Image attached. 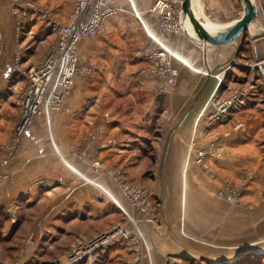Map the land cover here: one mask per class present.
Here are the masks:
<instances>
[{"label": "crops", "instance_id": "crops-1", "mask_svg": "<svg viewBox=\"0 0 264 264\" xmlns=\"http://www.w3.org/2000/svg\"><path fill=\"white\" fill-rule=\"evenodd\" d=\"M29 1L60 25L69 21L75 4L20 0L13 15L10 0H0V146L16 118L8 76L16 67L40 65L56 40L26 6ZM155 1L112 0L115 14L104 21L102 34L76 44L79 63L96 71L78 75L61 110L32 120L18 154L0 164V217L12 224L10 237L19 234L12 264L64 263L72 242L89 241L113 226L126 229L130 240L101 251L95 264L264 263V101L252 93L226 121L208 124L216 69L234 52L225 49L230 44L201 45L184 28L160 32L159 17L151 11ZM255 23L243 39L247 36L252 56L260 58L264 79V29ZM153 39L179 59L171 60L175 81L163 98L152 93L153 65L144 55L155 47ZM39 42L48 44L33 63ZM115 101L121 102L117 108ZM244 110L252 116L235 117ZM104 115L109 125L98 128ZM111 139L121 145L109 154H123L127 163L152 151L164 159L162 173L170 175L157 182L155 192L143 182L149 193L143 204L134 205L126 186L77 156L99 155V143ZM210 144L221 157L207 152ZM203 152L208 172L197 164ZM133 171L126 167L130 186L136 185ZM247 171L255 178L247 183L242 206H231L219 193L228 183H240Z\"/></svg>", "mask_w": 264, "mask_h": 264}, {"label": "built area", "instance_id": "built-area-1", "mask_svg": "<svg viewBox=\"0 0 264 264\" xmlns=\"http://www.w3.org/2000/svg\"><path fill=\"white\" fill-rule=\"evenodd\" d=\"M11 12L18 13L20 0H10ZM180 0H156L151 11L158 15L157 29L160 32L181 31ZM257 9L260 25L264 29V0H252ZM33 10L41 21L46 22L56 33L55 43L45 52L40 65L29 67L25 70L16 67L8 76L7 85L17 99L16 106L19 115L14 126L17 137L13 144V152L18 149L19 137L26 125L34 117H48L51 111H59L62 100L68 93L72 81L84 72L94 73L96 68L92 65L80 64L76 52V44L87 37L101 35L104 21L115 14L112 0H75L74 10L69 21L60 25L52 20L47 10H38L30 1L25 3ZM155 47L146 50L144 55L153 65L152 72L156 76V96L162 98L174 84L175 71L171 67L172 59H179L167 51L160 41L153 39ZM2 54L0 40V56ZM227 71V70H226ZM217 86L206 106L212 109L208 117V124L226 121L236 109L244 106L251 98L245 91L230 90L223 99L217 97V92L223 83L222 73L215 76ZM18 151V150H17ZM208 151L215 157H221L216 152L214 145L208 146ZM4 149L0 155H5ZM204 152L197 160L205 171H208L204 162ZM255 178L253 172H244L240 183L235 186L228 183L221 190V195L231 204H240L241 197L245 194L247 183ZM134 205H140L141 198L128 196ZM130 240L126 229L113 226L96 235L89 241L75 240L64 254L65 262L54 261V264H95L101 251L114 247L120 242ZM137 240V239H135Z\"/></svg>", "mask_w": 264, "mask_h": 264}, {"label": "rangeland", "instance_id": "rangeland-1", "mask_svg": "<svg viewBox=\"0 0 264 264\" xmlns=\"http://www.w3.org/2000/svg\"><path fill=\"white\" fill-rule=\"evenodd\" d=\"M196 2H197V6H198L203 22L213 23V24H217L221 26H229L230 24L238 20L242 15V6L239 0H196ZM255 24H257L256 25L257 29L258 27L260 28V25H258L260 24V21L257 20ZM181 28L182 29L184 28L182 24H181ZM258 38L261 39L263 37H258ZM246 39H247V36H245L244 39L242 38L238 42L234 44H230V46L225 48V49L233 50L234 57L233 58L229 57L228 59L224 61V63L222 62L221 65L218 66L216 69L217 75L220 72L221 73L225 72L224 75H222V78H223L222 90L223 91L221 94L217 93V97L219 99L225 98L230 90L231 91L237 90V91H245L246 93H249L250 95L253 93V95L255 96L253 97V99H255L257 102L261 103V101L262 102L264 101V79H263L262 73L260 72V69L262 67L260 65V58H257V56L255 57L252 56L251 51H250V45L248 44V42H246ZM47 44L48 43L39 42L36 44L37 46L34 45V51H33L34 55L32 58L33 63H35L37 55H40V53L43 52L44 49L47 47ZM83 65L89 66L88 64H83ZM92 74L93 73L84 72L80 76L91 77ZM153 75L155 78V84H154L152 93L155 97H157L156 96L157 80H156V76L154 73ZM66 97H67V94L64 97V99ZM64 99L62 100V102L64 101ZM90 101H87L85 104H90L91 102H93V101L91 102ZM14 103H15V111H16V118H15V123H14V126H15L16 120L19 115V108L16 106V103H17L16 97L14 98ZM113 104H115L117 108L119 105H121V102L115 101ZM249 107L251 106H248L247 108ZM59 109L61 110V105ZM260 109L261 108H259V110ZM259 110L257 111L260 114ZM51 112H58V111H51ZM245 112L246 110L241 111L235 117L241 118L245 116H252L251 112L249 111L248 113H245ZM39 117H45V116L42 115V116L34 117L30 120V122ZM101 121L102 122H100L99 125H97L99 126L98 128H101V127L105 128L106 126L109 125L108 123L110 122L109 117L105 115L102 116ZM30 122L26 125L23 133L19 137L18 149H16V151L13 152L14 153L13 155H12L13 144H14L15 139L17 138L14 134V128L12 130L11 135L7 137L5 142L0 146V150L4 149V151H6L5 155H0V164H4V165L8 164L18 154L21 148V141L23 139L24 133L26 129L28 128V125L30 124ZM119 145H121L120 141H117L115 139H111L107 141L103 140L101 141V143H99V153L101 152L103 153L99 155H94V156L85 155L83 153H80V155L78 154L77 156L81 160H83L84 164H87L92 169H97V171H100L103 168L102 174L106 176V178H109L110 176L108 174H111L112 175L110 177L111 179L127 187V193H129L128 194L129 196H131L132 198H138V199L141 198L140 203L143 204V201L146 200V198H148V195H149V193L147 192L148 193L147 194L145 192L146 190L143 188L144 187L143 182H145L146 189L148 191L150 188L151 192H155L157 182L160 179L165 180L168 174L170 175V173H168L166 170H164V172L162 173L161 167H163L162 163L164 159L159 153H156L155 151L148 152V154L145 156H141V155L133 156L131 164L127 163V159H124L125 157L123 154L117 155V156L110 155L109 152L112 149L118 148ZM207 152L211 153L208 150ZM125 162L127 164H125ZM66 165L69 167L68 163ZM126 167H135V171H133L131 174L135 176L136 182L134 180L132 182H135L136 185L130 186V182H127L128 179L125 177V173H128L126 172ZM201 168L203 169L202 166ZM144 169L146 170V173L144 172ZM205 172H208V171H205ZM39 183L40 181L35 183V185L37 186ZM231 184L237 186L239 182L231 183ZM138 185L139 186L141 185L142 189ZM222 189H224V187ZM219 197L227 201V199L223 197L221 193H219ZM228 204L234 207H241L242 200L240 199V204L238 205L231 204L230 202H228ZM0 224L3 228L4 235L10 234L9 227L12 226V224L7 220L6 216L4 215L2 216V219L0 220ZM17 239L19 240V234L16 233L15 235L11 236L10 241L0 244V264H12L11 260H12V257L15 255V252H13L14 251L13 246H14V242ZM45 260L47 259L45 258ZM51 264H54V262H51Z\"/></svg>", "mask_w": 264, "mask_h": 264}, {"label": "water", "instance_id": "water-1", "mask_svg": "<svg viewBox=\"0 0 264 264\" xmlns=\"http://www.w3.org/2000/svg\"><path fill=\"white\" fill-rule=\"evenodd\" d=\"M180 1V20L183 22L189 18L193 30L191 37L199 44L208 47L218 48L238 42L258 18L257 9L251 0H239L242 6L241 17L222 31H211L204 27L195 14L198 9L195 0Z\"/></svg>", "mask_w": 264, "mask_h": 264}, {"label": "bare ground", "instance_id": "bare-ground-1", "mask_svg": "<svg viewBox=\"0 0 264 264\" xmlns=\"http://www.w3.org/2000/svg\"><path fill=\"white\" fill-rule=\"evenodd\" d=\"M196 4H197V2H196ZM195 7H196V5H195ZM195 14L197 15L198 18H200L202 24L208 30H211V31H222V30H224L225 28L228 27V26H221V25H217V24H213V23L203 22L202 21V18H201V14H200V12H199L198 9L196 10ZM183 27H184V30L187 33V35L193 36V30L191 28V24H190L189 18H187L186 20H184Z\"/></svg>", "mask_w": 264, "mask_h": 264}, {"label": "trees", "instance_id": "trees-1", "mask_svg": "<svg viewBox=\"0 0 264 264\" xmlns=\"http://www.w3.org/2000/svg\"><path fill=\"white\" fill-rule=\"evenodd\" d=\"M2 219V217H0V220ZM10 239H11V237H10V234H6V235H4V232H3V228H2V226H1V224H0V244L2 243H4V242H8V241H10ZM41 264H51V263H46V262H43V263H41ZM255 264H259L258 262H256Z\"/></svg>", "mask_w": 264, "mask_h": 264}]
</instances>
